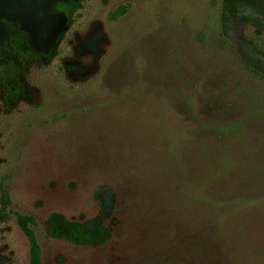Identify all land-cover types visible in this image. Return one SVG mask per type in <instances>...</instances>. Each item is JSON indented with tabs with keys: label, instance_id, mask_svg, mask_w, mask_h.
I'll return each instance as SVG.
<instances>
[{
	"label": "rangeland",
	"instance_id": "obj_1",
	"mask_svg": "<svg viewBox=\"0 0 264 264\" xmlns=\"http://www.w3.org/2000/svg\"><path fill=\"white\" fill-rule=\"evenodd\" d=\"M223 5L81 0L68 25L0 0L37 49L61 37L14 108L0 95V264H32L18 214L40 264H264V76L243 49L264 34ZM54 214L107 240L55 236Z\"/></svg>",
	"mask_w": 264,
	"mask_h": 264
},
{
	"label": "trees",
	"instance_id": "obj_2",
	"mask_svg": "<svg viewBox=\"0 0 264 264\" xmlns=\"http://www.w3.org/2000/svg\"><path fill=\"white\" fill-rule=\"evenodd\" d=\"M81 0H52L51 11L62 13L71 23ZM223 19L233 20L252 26L256 32L264 34V2L260 0H224ZM0 95L7 111L23 99L28 92L25 76L32 66H49L54 60L61 37L46 50L37 49L30 34L18 22L0 19ZM244 55L257 72L264 76V51L248 43L244 44ZM1 202L7 198L3 196ZM18 223L26 233L32 247V264H40V254L31 224L36 223L31 216L18 214ZM51 233L79 245H100L107 240V230L99 220L85 223L67 221L62 215L54 214L50 219Z\"/></svg>",
	"mask_w": 264,
	"mask_h": 264
}]
</instances>
